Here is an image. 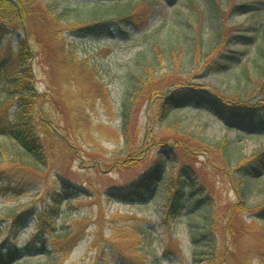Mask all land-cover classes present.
Segmentation results:
<instances>
[{
    "label": "rangeland",
    "instance_id": "1",
    "mask_svg": "<svg viewBox=\"0 0 264 264\" xmlns=\"http://www.w3.org/2000/svg\"><path fill=\"white\" fill-rule=\"evenodd\" d=\"M103 1L33 0L53 15L78 8L64 19L77 29L62 35L75 64L65 63L61 37L46 46L31 42L37 52L31 66L36 100L26 124L46 147L48 162L33 176L13 167L28 158L15 142L0 137V167H8L16 183L26 181L22 193L0 196V220H6L0 223V243L13 240L23 247L34 235L39 242L53 239L54 228L77 235L67 257L39 255L19 264H264V221L247 209L264 202V174L241 179L233 171L241 156L264 149V137H256L264 134V125L211 107L175 108L164 122L161 97L140 96L133 87L146 77L144 64L152 65L155 79L168 78V97L199 87L195 90L215 89L229 100L264 107V0H120L133 12L134 24L125 23V33L79 31ZM238 4L248 6L237 9ZM22 38L21 31L11 34L12 45ZM156 47L158 55L152 51ZM175 79L183 83L180 89L170 84ZM204 91L199 96L206 98ZM0 98L2 111L16 121L19 97ZM39 117L52 124L50 135ZM132 155L137 162L128 165ZM160 155L168 161L169 185L174 173L186 178L184 161L193 165L207 210L195 207L167 218L164 192L145 205L112 199L111 189L128 191ZM76 188L87 195L70 202L66 195ZM55 193L65 196L59 209ZM191 200L185 202L193 207ZM19 215L32 219L15 236L13 218Z\"/></svg>",
    "mask_w": 264,
    "mask_h": 264
},
{
    "label": "trees",
    "instance_id": "2",
    "mask_svg": "<svg viewBox=\"0 0 264 264\" xmlns=\"http://www.w3.org/2000/svg\"><path fill=\"white\" fill-rule=\"evenodd\" d=\"M98 3L100 4L90 12L88 22L84 23L83 27L78 28L79 31L90 32L96 36H101L102 34L114 36V32L112 33L113 29L125 33V28H123L125 27V23L134 24L132 10L128 9L129 7H125V4H120V0H104ZM87 4H90V2ZM247 6L246 4H238L235 8L244 9ZM49 11L50 13L42 11L34 4L33 0H0V97L4 95L8 98V102H12L13 99L19 97L17 106L18 116L14 122H11L8 115L2 111L6 107L0 100V137L9 138L15 142L22 150L23 155L28 158L26 163L17 160L15 163L19 162L20 164H13V167H22V170L28 174L31 173L32 176L33 174L39 175L37 168L46 165L48 157L46 147L43 143L39 142L38 137L33 134L32 130L27 129L26 124V120L33 117L32 103L36 100L32 86L35 77L32 74L31 66L37 52L31 47V42L35 41L38 44L46 46V41L58 40L60 39L59 37L62 38L65 31L77 29L76 25H66L64 21L69 14L78 13L77 7H69L58 15L51 14L52 9H49ZM19 31L23 33V38L14 47L11 41V34L16 35ZM62 40L61 51L65 54V63L75 64L73 58L68 56L69 53H66L65 40L63 38ZM152 51L157 55L159 53L158 47ZM42 52L46 51L43 50ZM230 59H234V57ZM175 67H180V62H177ZM144 69L146 77L142 78L143 83L134 84L133 87L140 96L142 95L151 99L157 96L161 97L159 112L161 113V119L165 118V120L161 121H167L174 112H177L174 110L175 108L182 110H194L198 108L201 111L200 109L203 107H211L232 116V119L254 123L260 122L264 125V107L250 105V103L239 100H229L215 89L207 91L203 89L195 90L199 89V87H190L194 91H191V89L185 91L179 90L180 92L177 91L175 95L168 97L164 94L165 83L168 82V78L155 79L154 74L151 72L153 71L152 65L144 64ZM86 72L90 71L86 70ZM170 84L180 89L183 83L180 79H175ZM202 90L206 94V98L199 96V93L203 92ZM126 97L127 102H131L132 104L134 98L132 93H128ZM125 107V110L128 109V105ZM257 107L259 108L257 109ZM127 117L125 113V118ZM39 120L43 126L44 134L46 136L50 135L54 131L52 124L41 117H39ZM168 128L176 130L178 125L170 124ZM228 128L231 129V127ZM256 137H264V134L256 135ZM62 138L64 139L63 136ZM176 147H180L179 142H177ZM192 151L193 149H191ZM133 157V155L129 156L125 160V163L134 165L137 160ZM16 158L18 159L19 157ZM236 162L233 171L239 174L241 179L258 180L264 174V149L250 157L241 156ZM166 163H168L167 159L164 155H160L153 167L149 168L135 182H132L131 188L127 189L128 191H122L120 188L111 189L109 195L112 199L120 200L124 203L145 205L151 202V200H155L160 192H164L166 193L164 199L165 217L167 218H176L181 214H186L187 209L195 207L196 210H200L201 208L207 210L210 204L207 197L205 198L201 186L197 183L198 172L193 165L184 161L181 168L187 174L186 178H177L173 172L174 174L171 175L173 179L169 185V183H165V179L169 176L168 171L170 170H167ZM62 179L65 186H72L64 178ZM175 179L178 180L177 183H175ZM25 182L16 183L11 178L10 169L8 167H0V196H4L9 191H12L14 194L22 193L21 189L23 186L21 183ZM83 194L87 195V192L76 188L75 191L66 195V199L70 202L83 199ZM90 196H93V194ZM62 197L65 198V196L57 193L52 195L54 206L57 209L60 208L62 202L59 198ZM188 197L192 198L191 203L193 207L186 204L185 201ZM247 209L253 211L259 220L264 221V202L254 209ZM83 217L85 218L87 215ZM31 219V215H19L13 218V225L16 228L15 236L18 235L17 231L19 227L29 223ZM5 221L0 220V223ZM52 230L54 231L52 235L53 239L49 237V239L39 242L40 236L34 235L23 247L13 240L0 243V264H19L20 260H29L31 257L39 255L46 256L48 260H52L54 256L58 257L60 254L67 257L76 246L77 235L70 233L61 234L56 228Z\"/></svg>",
    "mask_w": 264,
    "mask_h": 264
}]
</instances>
